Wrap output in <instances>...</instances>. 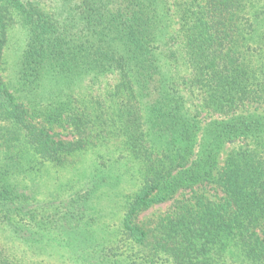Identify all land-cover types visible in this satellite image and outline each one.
<instances>
[{"label": "trees", "instance_id": "1", "mask_svg": "<svg viewBox=\"0 0 264 264\" xmlns=\"http://www.w3.org/2000/svg\"><path fill=\"white\" fill-rule=\"evenodd\" d=\"M44 1L0 0V264H264V0Z\"/></svg>", "mask_w": 264, "mask_h": 264}, {"label": "rangeland", "instance_id": "2", "mask_svg": "<svg viewBox=\"0 0 264 264\" xmlns=\"http://www.w3.org/2000/svg\"><path fill=\"white\" fill-rule=\"evenodd\" d=\"M46 2V7H51L53 4V0H45L43 3ZM22 45L21 42V36L19 35V31L15 28L13 29V32L10 33V40L8 44V48L6 50V58H7V72L5 73L4 78L7 80V82H11L13 80V66L16 60L17 53L19 52V48ZM66 134V133H63ZM63 138H68V136H63ZM51 179V177H50ZM170 202L159 204L156 206H153L146 212L140 215V219L143 221L156 219L158 216L163 215L164 213L168 212L170 210Z\"/></svg>", "mask_w": 264, "mask_h": 264}]
</instances>
